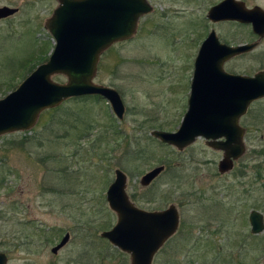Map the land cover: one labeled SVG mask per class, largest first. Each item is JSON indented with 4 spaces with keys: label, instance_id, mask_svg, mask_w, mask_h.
Instances as JSON below:
<instances>
[{
    "label": "rangeland",
    "instance_id": "rangeland-1",
    "mask_svg": "<svg viewBox=\"0 0 264 264\" xmlns=\"http://www.w3.org/2000/svg\"><path fill=\"white\" fill-rule=\"evenodd\" d=\"M148 1L153 12L130 40L103 53L94 78L121 95L122 120L106 100L87 96L43 111L30 130L0 137V252L10 254L8 264H132L101 237L118 221L106 198L117 169L127 175L137 207L179 211L177 233L152 264H264V232L253 235L249 222L251 211L264 214L260 185L252 184L254 165L264 161L254 154L264 147V99L241 119L247 152L225 175L218 171L223 152L206 139L179 151L151 135L181 126L195 60L212 31L232 47L258 42L225 64L245 76L264 71V38L248 25L211 22L209 10L224 0ZM236 1L264 10V0ZM58 6L57 0H0V8L18 9L0 20V99L53 51L45 25ZM53 80L67 83L63 75ZM161 165L164 172L143 187L142 177ZM67 234L69 244L53 254Z\"/></svg>",
    "mask_w": 264,
    "mask_h": 264
},
{
    "label": "water",
    "instance_id": "water-1",
    "mask_svg": "<svg viewBox=\"0 0 264 264\" xmlns=\"http://www.w3.org/2000/svg\"><path fill=\"white\" fill-rule=\"evenodd\" d=\"M57 1L59 6L45 25L55 41L54 50L46 63L0 100V137L30 130L43 111L76 97L99 95L108 101L119 120L124 118L126 107L121 95L115 89L95 84L94 78L101 55L114 44L131 39L140 18L153 8L146 0ZM16 13L17 8H0V20ZM208 19L213 23L251 24L254 32L264 37V10L260 7L249 9L243 2L224 0L210 9ZM257 46L258 42L228 46L212 31L195 60L188 110L181 126L176 132L156 130L151 135L179 151L204 138L207 146L224 154L218 164L219 173L232 172L247 152L246 129L240 125L241 119L252 104L264 99V71L254 76L233 75L225 71V64ZM55 75L65 76L67 83L55 82ZM164 170L165 166H158L146 173L141 185L149 187ZM127 180L123 171H115L107 202L118 221L101 237L130 254L132 264H152L157 252L177 233L179 211L175 205L156 212L137 207L127 194ZM249 221L253 235L264 232L263 213L251 211ZM69 241L67 234L53 252ZM0 264H6L3 254Z\"/></svg>",
    "mask_w": 264,
    "mask_h": 264
},
{
    "label": "trees",
    "instance_id": "trees-1",
    "mask_svg": "<svg viewBox=\"0 0 264 264\" xmlns=\"http://www.w3.org/2000/svg\"><path fill=\"white\" fill-rule=\"evenodd\" d=\"M47 59H48V57L43 59V62H45ZM34 69H35V67L33 68V70ZM254 154H257L259 158H264V147L261 148L259 151H254ZM253 168H254V171H255V177L252 180V184H254V182L259 183L260 189L258 190V192H261L262 199H263V202H264V161L254 165ZM246 176H247V174H246L245 170H241L240 171V177L245 179ZM233 190L234 189L232 187H230L231 193L233 192ZM234 192H235V190H234Z\"/></svg>",
    "mask_w": 264,
    "mask_h": 264
},
{
    "label": "flooded vegetation",
    "instance_id": "flooded-vegetation-1",
    "mask_svg": "<svg viewBox=\"0 0 264 264\" xmlns=\"http://www.w3.org/2000/svg\"><path fill=\"white\" fill-rule=\"evenodd\" d=\"M147 2H148V0H146ZM149 3V5L151 4L150 2H148ZM250 9V8H249ZM154 10V9H153ZM150 14V13H149ZM148 15V14H147ZM147 15H145V16H147ZM220 23H239V22H232V21H223V22H220ZM239 24H242V23H239ZM243 25H248V24H243ZM248 26H250L251 28H252V32H253V34H254V36L255 37H257L259 40H260V37H259V35L258 34H256L255 32H254V30H253V27H252V25H248ZM264 38V37H263ZM250 54V53H249ZM249 54H245V55H243V56H247V55H249ZM241 57V56H240ZM238 58V57H237ZM233 59V58H232ZM231 59V60H232ZM230 61V60H229ZM229 73V72H228ZM231 74V73H230ZM61 243H59L57 246H59ZM66 244H69V243H66ZM66 244H65V246H66ZM110 244H112V243H110ZM113 245V244H112ZM56 246V247H57ZM65 246H63L61 249H63ZM56 247H54V248H56ZM116 247V246H115ZM53 248V249H54ZM118 248V247H117ZM119 249V248H118ZM122 251V250H121ZM59 252V251H58ZM57 252V253H58ZM52 253L53 254H56V253H54L53 252V250H52ZM127 256H129V262L131 263L132 261H131V256H130V254H128V253H126V252H124ZM1 254H3L4 256H5V262H6V264H8L10 261H11V256H10V254L8 253V252H0V255Z\"/></svg>",
    "mask_w": 264,
    "mask_h": 264
}]
</instances>
